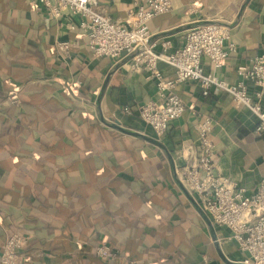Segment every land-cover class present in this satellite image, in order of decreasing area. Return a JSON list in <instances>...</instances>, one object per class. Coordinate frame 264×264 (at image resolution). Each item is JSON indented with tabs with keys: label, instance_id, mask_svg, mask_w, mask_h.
I'll return each instance as SVG.
<instances>
[{
	"label": "crops",
	"instance_id": "crops-1",
	"mask_svg": "<svg viewBox=\"0 0 264 264\" xmlns=\"http://www.w3.org/2000/svg\"><path fill=\"white\" fill-rule=\"evenodd\" d=\"M170 1L173 10L148 23L157 52L163 40L177 49L191 28L220 24L235 50L219 70L202 64L229 85L240 81L238 67L264 55V0ZM134 2L98 8L123 23ZM79 21L48 16L38 0H0V249L18 235V264H243L230 231L210 223L174 170L188 163L205 115L216 175L253 193L264 180L255 115L186 81L172 89L185 112L157 137L135 112L155 96L154 82L126 71L125 59L95 58ZM63 42L73 44L67 53L56 48ZM158 69L174 79L173 68ZM102 245L113 260L98 257Z\"/></svg>",
	"mask_w": 264,
	"mask_h": 264
},
{
	"label": "built area",
	"instance_id": "built-area-1",
	"mask_svg": "<svg viewBox=\"0 0 264 264\" xmlns=\"http://www.w3.org/2000/svg\"><path fill=\"white\" fill-rule=\"evenodd\" d=\"M48 16L62 18L66 13L77 16V28L86 38L87 46L95 58L124 60L123 67L130 73H144L156 87L155 96L139 105L138 118L160 137L169 125L179 119L186 108L181 98L172 93L177 85L193 81L198 83L203 96L211 91L228 94L236 107L247 108L257 118L255 132L264 135V55L253 58L248 65L237 68L240 81L236 85L219 80L204 72L202 59L212 69L219 70L230 52L235 50L228 43V30L217 23H206L191 28L184 37L183 45L172 48L169 40H163L161 51L150 42L148 23L155 17L173 10L170 0H135V8L123 23L112 21L99 11V0H38ZM75 29L74 25L69 26ZM72 43H57L61 53H67ZM164 63L174 69V79L165 81L158 69ZM131 115L132 111L124 108ZM213 121L205 115H197L195 131L197 141L188 149V163L174 174L181 185L195 198L200 210L216 228L230 231V239L239 251L246 254L243 264H264V180L256 190L248 194L244 188L215 173L213 163ZM25 239L11 235L0 249V264H18V251ZM102 261L113 260L107 246L97 248Z\"/></svg>",
	"mask_w": 264,
	"mask_h": 264
}]
</instances>
